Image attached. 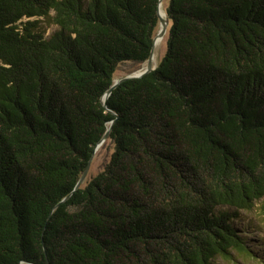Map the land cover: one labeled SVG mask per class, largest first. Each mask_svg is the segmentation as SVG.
Listing matches in <instances>:
<instances>
[{"label":"trees","instance_id":"obj_1","mask_svg":"<svg viewBox=\"0 0 264 264\" xmlns=\"http://www.w3.org/2000/svg\"><path fill=\"white\" fill-rule=\"evenodd\" d=\"M157 9L0 0V264L263 263L244 213L264 199V0H167L164 55L103 101Z\"/></svg>","mask_w":264,"mask_h":264},{"label":"rangeland","instance_id":"obj_2","mask_svg":"<svg viewBox=\"0 0 264 264\" xmlns=\"http://www.w3.org/2000/svg\"><path fill=\"white\" fill-rule=\"evenodd\" d=\"M167 5V0H162L161 2V7L165 11V7ZM57 26L53 24L48 17H40L39 22L37 24V29L40 31H43L44 35L50 34ZM169 24L167 26L168 30ZM166 40H167V33L164 34V36L158 40V42L154 45V51H153V59L152 63L153 65H156L159 60L162 58L164 55V52L166 50ZM146 64L145 62H142L140 64H134L132 62H123L118 64L115 72H114V77L115 79L125 75L126 73L136 70L139 67H143ZM112 147L109 143V141H103L102 144L97 146L94 150V153L92 155L90 165L86 174V178L91 177L95 175L103 166V164L108 160L109 155L111 153ZM84 180V179H83ZM83 182V181H82ZM264 205V199H260L256 202L254 205L253 209L249 212L244 213L246 216H251L253 217L252 220L254 222L250 226L251 229H254L255 232H251V237L252 239H261L260 245L254 244L251 246L252 250L254 251L255 255H260L262 252H264V212L262 210V206ZM239 223H242L239 222ZM243 223H248L247 220L245 219ZM251 244V243H249ZM236 262L233 264H264L263 263H258L257 260L254 259H249V258H243V257H238L236 258ZM222 264H230L227 262H222Z\"/></svg>","mask_w":264,"mask_h":264},{"label":"water","instance_id":"obj_3","mask_svg":"<svg viewBox=\"0 0 264 264\" xmlns=\"http://www.w3.org/2000/svg\"><path fill=\"white\" fill-rule=\"evenodd\" d=\"M162 0H158V9H157V12H158V17H159V24H158V29L157 31L155 32V34L153 35V38H152V46H151V49H150V53L148 55V58L146 59V64L142 67H139L138 69L136 70H133L129 73H126L125 75H122L116 79H114L112 85L105 91V93L103 94V97H102V100L105 101L106 97L109 95V93L111 92L112 88L119 82L121 81L122 79H125V78H128V77H139L141 75H143L144 73L152 70L155 68L156 65H153L152 63V59H153V51H154V45H155V42L157 39H160L164 36V34L167 33V26L169 24V19L166 15V12H165V16H162L160 14V11H159V5L161 4ZM113 120L110 121V124L112 123ZM110 125L108 126V129H109ZM108 129L105 131V133L102 135V137L100 138V140L98 141V143L96 144L95 148L97 146H99L100 144L103 143V141H105L106 137H107V134H108ZM94 148V150H95ZM94 150L87 162V165L85 167V169L83 170V172L81 173L78 181L76 182L75 186H74V189L78 188L83 179L85 178L86 174H87V171H88V168H89V165H90V161H91V158H92V155L94 153Z\"/></svg>","mask_w":264,"mask_h":264},{"label":"bare ground","instance_id":"obj_4","mask_svg":"<svg viewBox=\"0 0 264 264\" xmlns=\"http://www.w3.org/2000/svg\"><path fill=\"white\" fill-rule=\"evenodd\" d=\"M159 11H160V14L162 15V16H165V11H164V9L161 7V4L159 5ZM161 39V38H160ZM160 39H157L156 40V42H155V44L158 42V40H160Z\"/></svg>","mask_w":264,"mask_h":264}]
</instances>
